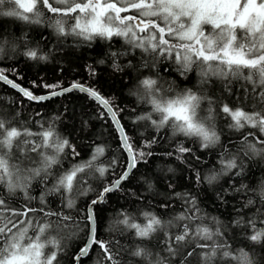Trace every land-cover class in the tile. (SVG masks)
<instances>
[{"label":"snow or ice","instance_id":"obj_1","mask_svg":"<svg viewBox=\"0 0 264 264\" xmlns=\"http://www.w3.org/2000/svg\"><path fill=\"white\" fill-rule=\"evenodd\" d=\"M0 16L20 19L30 24H41L47 20L48 26L58 35H72L85 41L97 38L111 41L113 37H121L133 48L151 55V62L145 61L140 67L154 68L158 58L163 57L165 60H172L177 65L176 71L187 78V74L193 71L195 66L201 77V84L208 83L210 77H216L226 81L224 87L228 92L232 90L233 81H242L240 87L245 96L250 87L252 94L260 101V108L245 111L243 107L230 106L220 101L219 110L230 118V128L239 131L250 127L264 134V0H0ZM204 26H209L207 34ZM7 43L6 40L0 41V56L3 55L4 45ZM124 54L126 53H121ZM24 55L32 60L48 58L36 49H28ZM112 55L115 57L117 54ZM113 67L117 71L122 70L115 61ZM90 74H94L91 68ZM156 76L157 78L145 76L139 81L137 91L133 92L140 102L151 106V111L137 116L136 120L148 121L157 133L167 128L173 137L182 135L197 138L202 149L218 145L220 135L216 131L213 107L216 101L190 88L177 91L172 83L165 87L164 83L160 82L162 78L159 73ZM0 82L16 89L29 101L34 102H43L76 90L87 94L107 110L119 133L121 146L129 154L128 163L119 178L104 186L97 198L91 200L86 216L82 217L88 227V242L80 248L73 260L75 264H79L82 258L89 255L92 246L97 245L102 252L104 264H122L118 258V242L96 238V220L92 206L104 202L106 194L119 190L122 183L128 180L138 160L152 155L151 151L145 152L144 149H150L156 143L155 137L147 140L140 148L134 149L131 138L119 121L118 113L123 109L114 108L109 98H105L95 88L86 84L73 82L68 87L44 84L43 87L50 89V93L35 95L31 90L9 79L6 70L2 68ZM205 102L208 107L202 109L201 106ZM202 111L206 114L201 115ZM104 114L101 113L102 116ZM18 115L19 113L15 116L0 113V187L4 190L0 192V264H60L58 256L64 251L61 241L55 236H48L44 240L41 237L51 230L57 233L80 230V221L71 211L64 210L76 209L74 188L79 195H86L90 190V186L83 187L87 184V179L94 177L96 173L99 178H103L109 168L115 166L116 161H111L108 166L97 165L95 162L105 152L103 146L97 145L88 160L73 164L55 178L52 188L39 197L42 207H29L28 203L22 208L11 207L10 198L17 193L22 194L25 201L36 199L29 196L32 182L37 179L46 181L52 175L50 169L61 164L62 156L69 153L72 157L80 155L75 146L57 132L54 124H49L47 128L41 124V130L34 132L23 124L17 126L14 123ZM249 136L253 137L254 142L248 140ZM243 140L247 149L245 155L250 152L254 157L264 158V139L249 132ZM191 151L192 149L185 147L183 143L176 147L178 154ZM32 154H36L40 159L37 167L25 163H34ZM177 158L179 159L180 155ZM221 164L224 165L221 173L214 172L204 177L209 184L214 183L221 174L233 169H239L236 175L243 171L242 162L238 164L235 156L226 161L222 160ZM197 180H200L199 173ZM54 193H62L61 207L58 210L45 207V196ZM259 195L264 202V186L260 188ZM185 203L189 207L175 219L189 222L200 219L196 215L200 211L196 198L189 197ZM253 203L250 199L245 207ZM36 213L40 214V219L33 224V216L30 214ZM120 216L122 218L118 223L123 229L133 232L134 237L141 241L131 250L132 257L140 258L141 264H169L165 257L158 253L154 255L144 242H151L158 231H163L172 224L171 221L164 222L151 212L142 213L143 223L137 222L136 217L129 213L122 212ZM235 223L239 226L245 221L241 217ZM259 223L261 226L257 227L255 218L247 221L251 229L247 239L253 244L264 245V219ZM216 225L215 229L204 225L192 228L189 223H185L182 230L175 235L165 231V251L169 257H174L179 248L192 244L191 251L184 255L181 264H190L188 257H191L197 248L202 250L197 253L202 264H216L217 257L221 261H231L232 264H257L253 253L244 248L233 249L227 240L223 239L224 233L220 230L219 221H216ZM30 229L34 235L28 234ZM208 241L211 243H207ZM48 247L51 251L45 253L44 250ZM96 264H101V261L98 260Z\"/></svg>","mask_w":264,"mask_h":264},{"label":"trees","instance_id":"obj_2","mask_svg":"<svg viewBox=\"0 0 264 264\" xmlns=\"http://www.w3.org/2000/svg\"><path fill=\"white\" fill-rule=\"evenodd\" d=\"M4 40L8 43L4 45V53L0 56V68L5 69L6 74L12 79L36 94L50 91L43 87L44 84H60L67 87L73 82L84 83L95 88L111 102L113 99L116 108L123 109L118 114L134 149L140 148L147 140L155 137L156 143L150 149H144L145 152L151 151L152 155H146L143 160H138L128 180L123 182L120 189L108 193L104 202L94 205L96 238L118 242L117 247L120 250L118 258L122 264L129 262L141 264L140 258L130 255L134 246L141 241L134 237L133 232L124 230L118 223L122 218L120 216L122 212L132 214L140 223L144 222L143 212L154 213L162 221L172 222L163 231H158L151 242H144L148 244L154 255L158 253L161 257H165L169 260V264H181L184 255L191 251L193 245L187 244L178 249L176 256L169 257L165 251V231L175 235L182 230V225L185 223H189L192 228L204 225L215 229L216 221H219L220 230L224 233L223 239L227 240L233 249L244 248L253 253L257 264H264V245L253 244L247 239L251 234L247 221L255 218L257 227H260L259 221L264 219V202L259 195L260 188L264 186V158L254 157L250 152L245 155L247 149L243 140L249 132L255 133L262 139L264 134L250 127L239 131L230 128L228 126L231 123L230 118L219 110L220 101L230 106L243 107L245 111L258 110L261 106L260 101L252 94L250 87L245 96L244 90L240 87L242 81H233L231 92L224 87L226 81L215 77H210L208 83L201 84V77L195 66L185 78L176 71L177 65L172 60H165L163 57L158 58L156 67L143 68L140 65L145 61L151 62V55L130 49L125 46L127 44L124 40L113 37L111 41L101 38L85 41L72 35L60 36L48 26L47 20L41 24H30L20 19L0 16V41ZM28 49H36L48 58L32 60L24 55ZM112 53L117 55L113 57ZM121 53L126 54L121 55ZM114 61L122 70L117 71L113 67ZM90 68L94 74H90ZM157 73L165 87L168 83H172L177 91L190 88L216 101L213 106L220 119V125L216 127L220 135L218 145L202 149L197 138L182 135L173 137L167 128L157 133L148 121L136 120L137 116L151 111V106L140 102L133 92L137 91L139 81L145 76L157 78ZM0 113L9 116L19 113L14 123L18 126L20 124L28 126L34 132L41 130V124L45 128L49 124H54L57 132L67 138L80 153L78 157H72L70 153L62 156L61 164L50 169L52 175L46 181L41 182L37 179L32 182L29 196L36 199L25 201L23 195L17 193L10 198L11 207L22 208L25 203L37 209L42 207L39 197L52 188L55 178L73 164L88 160L97 145L105 149L104 155L95 162L97 165L108 166L111 161H116L115 166L109 168L103 178H99V174L96 173L94 177L87 179V184L83 187L90 186V190L86 195H79L74 188L76 209L64 210L71 211L80 221V230H65L59 233L51 230L41 237L42 240L48 236L59 239L64 248L63 253L58 256L60 264H75L73 257L88 240V227L82 217L86 216L91 200L97 198L104 186L119 178L128 163V155L121 146L116 127L97 101L76 90L43 102H33L0 82ZM101 113L105 114L102 116ZM248 140L254 142L252 136H249ZM179 143L190 147L192 151L178 154L176 147ZM65 151L67 153V149ZM178 155H180L179 159ZM233 156L237 158L238 164L241 162L243 164L240 175H236L239 169H233L221 174L212 184L204 179L214 172L221 173L224 168L221 161ZM32 157L37 155L32 154ZM34 159L36 158H32L34 163L28 161L25 163L32 167L39 166L40 161ZM197 173L200 175L199 181ZM3 191L0 187V192ZM178 193L181 195H177ZM61 195L62 193L47 194L45 207L58 210L61 207ZM189 197L196 198L200 210L196 215L200 219L191 222L176 220L175 218L189 207L185 203ZM250 199L254 203L245 207ZM30 216H33V224L40 219L39 213ZM241 217L245 223L238 226L235 221ZM28 234L34 235V232L30 229ZM44 251L48 253L51 248L48 247ZM201 251L197 248L196 252L188 257V262L202 264L197 255ZM98 260L104 264L101 250L97 245H93L89 255L82 258L79 264H96ZM216 264H232V262L221 261L217 257Z\"/></svg>","mask_w":264,"mask_h":264},{"label":"rangeland","instance_id":"obj_3","mask_svg":"<svg viewBox=\"0 0 264 264\" xmlns=\"http://www.w3.org/2000/svg\"><path fill=\"white\" fill-rule=\"evenodd\" d=\"M205 27V30H206V34H207V31H209V26H204ZM215 79H218L215 77ZM219 80V79H218ZM196 92V91H195ZM202 109H207L208 105H207V102H205L204 104H202ZM214 107V106H213ZM206 112L202 111L201 112V115H205ZM214 116H215V127H218L220 125V119L218 118L217 116V112H216V108H215V113H214ZM18 126V125H17ZM26 127V126H25ZM28 127V126H27ZM72 144V143H71ZM32 158H36L34 160H37V161H40L39 157H32ZM46 250V249H45Z\"/></svg>","mask_w":264,"mask_h":264},{"label":"water","instance_id":"obj_4","mask_svg":"<svg viewBox=\"0 0 264 264\" xmlns=\"http://www.w3.org/2000/svg\"><path fill=\"white\" fill-rule=\"evenodd\" d=\"M9 79H12L11 77H9ZM12 80H14V79H12ZM17 84H19V85H21L22 87H24V88H26V89H28L27 87H25V86H23L22 84H20L18 81H16V80H14ZM82 84H84V83H82ZM7 85V84H6ZM9 86V85H8ZM68 87V86H67ZM14 90H16V89H14ZM30 90V89H29ZM56 90H59V89H56ZM17 91V90H16ZM18 92V91H17ZM33 92V91H32ZM19 93V92H18ZM34 93V92H33ZM50 93V91L49 92H47V93H44V94H36V93H34L35 95H48ZM22 95V94H21ZM23 96V95H22ZM55 97H57V96H54V97H52V98H55ZM26 98V97H25ZM52 98H50V99H52ZM27 99V98H26ZM49 100V99H48ZM46 101V100H45ZM34 102V101H33ZM106 110V109H105ZM107 111V110H106ZM119 121H120V124H122L121 123V120H120V118H119ZM125 130V129H124ZM126 132V131H125ZM119 134V133H118ZM127 153V152H126ZM127 155H129L128 153H127ZM107 195V194H106Z\"/></svg>","mask_w":264,"mask_h":264},{"label":"flooded vegetation","instance_id":"obj_5","mask_svg":"<svg viewBox=\"0 0 264 264\" xmlns=\"http://www.w3.org/2000/svg\"><path fill=\"white\" fill-rule=\"evenodd\" d=\"M128 14H133V13H128ZM141 35H144V34H141ZM127 45H125V46H127V47H130V49H133V50H140V49H138V48H133V46L131 45V44H128V43H126ZM141 51V50H140ZM110 97V96H109ZM112 99V98H111ZM112 102H113V99H112ZM113 104L115 105V103L113 102Z\"/></svg>","mask_w":264,"mask_h":264},{"label":"bare ground","instance_id":"obj_6","mask_svg":"<svg viewBox=\"0 0 264 264\" xmlns=\"http://www.w3.org/2000/svg\"><path fill=\"white\" fill-rule=\"evenodd\" d=\"M101 95H102V94H101ZM102 96H103V95H102ZM120 120H121V119H120ZM121 123H122V121H121ZM122 125H123V123H122ZM123 126H124V125H123ZM124 129H125V127H124ZM116 130H117V129H116ZM125 131H126V129H125ZM117 133H118V131H117ZM126 133H127V131H126ZM118 135H119V134H118ZM133 170H134V169H133ZM133 170H132V171H133ZM122 184H123V183H122ZM105 197H106V196H105ZM92 207H93V210H94V205H93ZM95 220H96V218H95ZM95 228H96V223H95ZM87 242H88V240H87ZM87 242H86V243H87Z\"/></svg>","mask_w":264,"mask_h":264}]
</instances>
